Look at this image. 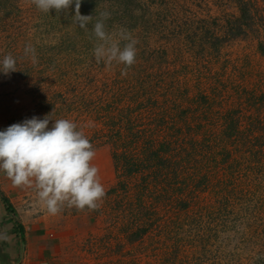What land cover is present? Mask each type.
I'll return each instance as SVG.
<instances>
[{
    "label": "rangeland",
    "instance_id": "374dc122",
    "mask_svg": "<svg viewBox=\"0 0 264 264\" xmlns=\"http://www.w3.org/2000/svg\"><path fill=\"white\" fill-rule=\"evenodd\" d=\"M250 1L253 26L232 36L227 27L239 21L238 0H80L79 13L93 17L86 29L76 22L75 0L59 13H44L31 0H0V60L11 54L17 68L0 72V110L8 126L49 115L75 122L89 136L93 125L105 129L93 119L97 102L114 97L126 104L134 130L154 129L143 105L162 117L161 134L180 127L191 128L196 139L210 135L191 155L200 148L208 157L195 160L208 186L193 182L199 169L191 164L184 173L194 179L181 174L178 183L163 168L156 185L139 196L141 207L129 203L128 194L109 192L119 180L132 185L140 175L130 179L116 169L113 151L120 153L123 142L114 150V141L96 140L91 163L106 195L94 211L65 207L51 216L32 188L14 187L1 173V191L18 220L48 227L42 232L51 234V264H264V0ZM102 11L111 13L107 32L126 30L138 41L126 75L124 65L106 67L94 58L91 29ZM26 45L35 49L36 63L25 55ZM247 128L261 149L247 148ZM177 197L187 201L185 210ZM128 219L136 223L130 230ZM138 224L145 232L129 240Z\"/></svg>",
    "mask_w": 264,
    "mask_h": 264
},
{
    "label": "clouds",
    "instance_id": "9594fccd",
    "mask_svg": "<svg viewBox=\"0 0 264 264\" xmlns=\"http://www.w3.org/2000/svg\"><path fill=\"white\" fill-rule=\"evenodd\" d=\"M35 7L49 13L67 10L73 0H31ZM80 0H75V19L81 28L93 19L79 13ZM109 11H102L93 24L91 37L96 43L93 55L96 63L111 67L113 62L124 65L121 74L135 63L138 41L126 30L109 33L105 21ZM123 42V46L121 44ZM25 55L31 54L36 63L35 49L26 45ZM17 71L11 54L0 60V72L5 75ZM49 115L43 119L33 116L0 131V172L14 187L32 188L36 203L47 214L55 216L65 207L78 211H94L106 195L99 180V169L92 165L95 149L75 122L57 119L49 128ZM7 231H0V241H7Z\"/></svg>",
    "mask_w": 264,
    "mask_h": 264
},
{
    "label": "trees",
    "instance_id": "16d2710c",
    "mask_svg": "<svg viewBox=\"0 0 264 264\" xmlns=\"http://www.w3.org/2000/svg\"><path fill=\"white\" fill-rule=\"evenodd\" d=\"M251 4L252 3L250 0H238L239 21L237 20L238 23H231L227 27L228 33L232 36H237L244 30V28L253 26L252 24L254 22V15L252 14L253 11L250 6ZM105 96L107 97V95ZM143 100L148 103L147 97L143 98ZM81 102L82 104L84 103L83 98L81 99ZM142 107L145 108L144 112L147 119L149 118V122L152 125L155 124L153 130L152 128H147L141 131H137V128H135V130L133 127L129 128V125H131L132 122V118L129 116V113H126V104L121 102L120 100L114 99V97L101 98V101L97 102L96 104V112H94L93 114V119L95 121L97 120L96 123H101L102 126L105 127V129H96L93 125L89 128V130H92L93 133L89 136L86 134L85 135L89 138L94 148L97 146L96 140H100V143L105 144H109L114 141V143L116 144V148L114 150H117L118 146H120V144L123 142L120 153L113 151V156L116 160V169L118 168L119 171H121L127 177L129 176L130 179L138 177V175L140 174L139 177L135 180V183H133L132 185H129L126 180L122 179L119 180L116 185L109 190V192H122L124 195L128 194L129 197H133L132 199H130L129 203L136 205V207H141V198L139 196L145 192L148 193L147 191L150 187V183L156 185V181H159V173L163 168H170L169 170H171L172 172L174 182L178 183V177H180L181 174L186 175L187 177H191L190 179H194L193 175L191 176V173H184L185 170H188V164H191L189 168L199 169L198 171H196V180L193 182L195 184L201 183V185H204L205 187L208 186L209 180L207 178V175H205V173L203 175L201 174L203 165L199 163V160L195 161L199 158L200 161H203L204 159H207L209 161L208 157H206V155L201 152L200 148H197L194 156L191 155H193L192 152L194 148L198 145L203 146L204 142L210 138V135L205 132L202 135V138L196 139L188 134V132L192 131L191 128L187 129L188 132L186 130L183 132L180 127H177V129H173L171 127V130L167 128L164 131L168 134H161L158 126L160 124L159 121L162 120V117L160 120H158L155 113L150 110V107L143 105ZM149 130L152 131L150 132ZM236 133L240 134L241 131L236 130ZM245 133L248 134L249 138V140L247 141V148L250 150H253V148H256L255 150H257V147L260 148L257 145V138L255 137L253 130L247 128L245 130ZM184 137L189 141H192L193 143H191L190 146H187L184 142ZM223 147L224 146H222V148ZM210 152L214 155L217 154L216 151ZM227 156L228 154L225 153L226 158ZM190 157L195 158L193 161L195 162L194 165L190 163ZM221 161L222 157L219 159V164L221 163ZM186 181H184L183 186ZM216 184L217 181L215 182V185ZM197 187L198 186L195 185L194 189H197ZM153 191L150 192V195L153 194ZM181 195L183 196V193H181L180 196ZM135 196H137V198L134 199ZM0 198L5 204L6 209L9 212L13 213L15 216L14 211L11 209V203L9 202L7 197L3 196L0 193ZM176 202H178V204L182 203L183 208H180V210H185V206L187 204L186 200L177 197ZM116 203L118 205V207L116 208L122 211L125 204H123V202L121 201L119 202V200L116 201ZM71 210L73 211V213L79 212L75 208ZM110 211H113V209ZM97 212L100 213V209ZM118 216H113L116 222ZM130 219H134L132 215ZM127 221H129V219L126 220V222ZM134 222L136 221L134 220L133 223ZM126 224V227H129L128 230H130V228L136 223H130L128 225L127 222ZM136 226L137 227L134 231H130L129 240H137L145 232L143 228L144 225L138 224Z\"/></svg>",
    "mask_w": 264,
    "mask_h": 264
},
{
    "label": "crops",
    "instance_id": "0c3cea01",
    "mask_svg": "<svg viewBox=\"0 0 264 264\" xmlns=\"http://www.w3.org/2000/svg\"><path fill=\"white\" fill-rule=\"evenodd\" d=\"M7 127V120L0 110V131ZM0 193L7 197L2 193L1 187ZM11 209L15 216L6 209L0 198V231L6 230L8 235L7 241H0V264H51L46 257L50 250L48 236L51 234L42 232L44 227H48L36 220L30 223L18 220L16 210Z\"/></svg>",
    "mask_w": 264,
    "mask_h": 264
}]
</instances>
